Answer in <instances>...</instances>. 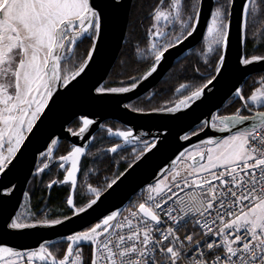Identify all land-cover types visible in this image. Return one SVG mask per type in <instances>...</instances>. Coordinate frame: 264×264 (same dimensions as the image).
<instances>
[{"label":"snow or ice","instance_id":"obj_1","mask_svg":"<svg viewBox=\"0 0 264 264\" xmlns=\"http://www.w3.org/2000/svg\"><path fill=\"white\" fill-rule=\"evenodd\" d=\"M205 0H156L152 6L151 24L146 31L149 42L146 51L151 63L142 75L129 77L119 87H96V93H128L157 71L169 50L185 42L196 32ZM235 0H211L208 22L203 33L205 62L215 57L211 84L226 65L231 31V16ZM117 0H0V174L10 172L23 155V148L40 131V124L61 96L85 72L98 43L104 38L107 23L119 8ZM264 18V0H242L241 25L247 33L249 18ZM255 35V33L253 34ZM85 39L89 41L84 59L74 61L75 48ZM264 61V55L241 56L242 65ZM199 72V69H196ZM207 84L196 86L175 101L166 100L155 108L126 105L137 113H179L198 100ZM188 84H180L186 90ZM246 108L249 101L264 107V81L251 94L244 96L242 88L235 89ZM177 118L175 116L171 117ZM83 134L93 123L87 116L80 118ZM241 121H251L242 128H234ZM39 122V123H38ZM207 124V122H205ZM107 127V126H105ZM211 127L233 129L220 138L209 136L197 145H189L171 162L170 170L162 169L161 178L146 185L142 199L125 209L98 214L81 230L72 231L63 240L66 249L62 256L48 245L38 242L34 247H16L4 241V235H19L25 230L57 226L88 215L104 193L121 180L123 173L114 176L103 187L87 185L75 199L78 172L85 147L72 145L66 154L55 157L70 162L62 180H51L47 187L68 183L70 194L65 198L68 214L49 218L47 204L38 209L20 212L0 202V264H85L82 246L90 247L87 264H264V111L252 116L240 114L213 118ZM121 137V144L134 142L143 151L132 161L140 160L155 144L141 141L134 129L108 128ZM188 139L186 134L182 137ZM52 145L57 141L52 140ZM121 144H112L108 151L115 153ZM137 152L136 148L132 149ZM53 157V147L39 153ZM48 167H37L41 173ZM131 167V165H129ZM91 171V170H89ZM127 171V169H126ZM167 173L163 175V173ZM87 173H85L86 175ZM12 187L0 191L11 193ZM29 194L26 192L25 196ZM189 221L199 232L186 228Z\"/></svg>","mask_w":264,"mask_h":264},{"label":"water","instance_id":"obj_2","mask_svg":"<svg viewBox=\"0 0 264 264\" xmlns=\"http://www.w3.org/2000/svg\"><path fill=\"white\" fill-rule=\"evenodd\" d=\"M132 2L133 0H117L120 7L110 17L104 38L98 43L97 51L93 53V59L89 62L85 72L72 82L67 93L64 88L57 90L61 96L54 106V112L44 119L43 124H40L38 134L31 137L30 142H26L27 147L22 149L23 155L15 162L16 166L10 172L6 170V174H0V189L14 186L11 193L0 191V202H6L9 207H15L16 211H20L29 183L36 174V168L40 166L41 161L47 158L48 167L45 169H49L53 163L59 161L41 157L39 153L45 151L48 146H52L54 157L61 141L67 140L71 145L85 147L86 151L81 157L82 161L94 140L95 133L100 129L111 128L105 127L106 120L119 122L125 127L120 130L133 128L134 136L141 141L152 142L155 148L145 152L140 160L131 163V167L128 166L127 171L125 169L122 172L123 176L117 185H113L108 192L103 194L101 200L93 210L88 212L87 216L80 214V218L72 217L61 225L28 229L19 235H4L2 239L12 246L30 248L42 241H47L48 245H51L63 241V237L72 231L86 227L88 222H94L98 214H107L108 211L116 209L122 210L130 196L146 187L147 184L161 178L162 169L170 170L171 162L189 145H197L200 141L207 140L209 136L220 138L230 135L233 129L211 127L213 118L219 116L221 109L229 100H240L235 91L237 87L243 90L246 81L253 74L264 72V61L254 62L247 66L239 62L241 56H246V35L241 25L242 0H235L231 16L226 70H223L211 84L206 83L205 92L198 100L194 101L189 108L181 109L179 113H137L126 107L132 100L148 93L181 57L203 41L211 5V0H205L196 32L185 42L169 50L155 73L142 80L136 89L128 93H96L94 89L102 87L123 47ZM239 109L240 114L245 110L247 113L245 116H252L256 111H264V109H253L249 106ZM83 116H87L93 123L89 125L86 132L81 134L79 130L73 131L70 125L76 118L80 119ZM173 116L177 118H171ZM250 123L251 121H241L236 123L234 128H242ZM186 134L188 139L184 140L182 137ZM108 136L116 138L119 140L118 144H121V137L109 132ZM52 140L57 141L56 145H52ZM135 145L137 144L134 142L124 143L117 151ZM59 162H62L65 167H70V162ZM166 174V172L163 173V175ZM77 175L79 178L80 172Z\"/></svg>","mask_w":264,"mask_h":264},{"label":"trees","instance_id":"obj_3","mask_svg":"<svg viewBox=\"0 0 264 264\" xmlns=\"http://www.w3.org/2000/svg\"><path fill=\"white\" fill-rule=\"evenodd\" d=\"M156 0H133L126 37L123 47L110 70L103 87H119L126 82L129 77H139L151 63V56L146 51L138 52L139 49H146L149 38L146 31L151 24L150 12ZM255 33V35H253ZM89 41L84 40L75 51V59L72 62L82 61L84 59ZM204 51V41L189 51L165 74V76L155 85L148 93L132 100L129 104L134 107L155 108L164 106L166 100L175 101L182 95H187L189 91L196 86L206 84L207 80L215 73V57H210L205 62L201 53ZM245 54L264 55V18H249ZM199 69V72L196 69ZM264 81V72L253 74L245 83L242 93L244 96L251 94L255 87H259ZM188 84L190 87L183 92H178L180 84ZM239 107L238 100H229L221 109L219 114L228 115L236 112ZM263 109V108H261ZM108 125L115 127L117 122L109 121ZM79 120L73 121L71 128L77 129ZM115 139L108 137L107 131L101 129L95 135L94 141L90 146L87 154L81 161V171L78 179V185L75 192V199L79 204L82 201L81 194L90 196L87 192V185L93 187H103L116 175L122 173L134 160L139 152L143 151L140 146H133L116 151H108L106 148L112 146ZM136 148L137 152L133 153L132 149ZM70 149V143L67 140L61 141L57 148V155L65 154ZM91 170V171H89ZM85 173H87L85 175ZM54 178L62 180L63 172L56 166L41 173L35 174L28 186V196L22 204L20 212L31 210L37 213L41 205L47 204L50 214L49 218H56L62 214H68L65 204V198L70 194L69 184H55L48 188V182ZM58 257L62 256L66 249V241H60L49 245ZM82 258L87 264L90 257V247L82 246Z\"/></svg>","mask_w":264,"mask_h":264},{"label":"flooded vegetation","instance_id":"obj_4","mask_svg":"<svg viewBox=\"0 0 264 264\" xmlns=\"http://www.w3.org/2000/svg\"><path fill=\"white\" fill-rule=\"evenodd\" d=\"M85 40H87V39H85ZM81 43H79L78 45H77V47L80 45ZM77 47L75 48V51H76V49H77ZM241 114H243V115H245V114H247L245 111H242L241 112ZM223 114H219V116H222ZM75 120H79V127L77 128V129H73V128H71V125H70V128L73 130V131H78L79 130V128L82 126V122L80 121V119L79 118H76ZM74 120V121H75ZM109 121H114V120H106L105 122H104V125L105 126H108V127H111L112 129H117V128H119V129H124L125 127L123 126V125H121L119 122H117V121H115V122H117L118 124H117V126H115V127H112V126H110V125H108L107 124V122H109ZM73 123V122H72ZM71 123V124H72ZM101 130V129H100ZM100 130H98V131H100ZM104 130H106L107 131V135H108V130L107 129H104ZM97 131V132H98ZM97 132L95 133V135L97 134ZM95 135H94V138H95ZM109 137V136H108ZM110 138H112V137H110ZM112 139H115V144H118L119 143V140H117L116 138H112ZM94 141V140H93ZM93 143V142H92ZM92 145V144H91ZM72 145L70 144V147H71ZM109 147H111V146H109ZM108 147V148H109ZM107 149V148H106ZM70 150V149H69ZM68 150V151H69ZM67 153V152H66ZM65 153V154H66ZM62 155H64V154H62ZM59 156H61V155H57V153H55V155H54V158H53V160L52 161H54L55 160V157H59ZM46 160H47V158H45ZM62 162H56V163H53L52 164V166L49 168V170L51 169V168H53L54 166H56V167H58L62 172H63V176H64V173H65V169L64 168H61L59 165L61 164ZM68 166H66L65 168H67ZM63 179V178H62ZM52 180H58L57 178H54V179H52ZM51 181V180H50ZM49 183V182H48ZM68 184V183H67Z\"/></svg>","mask_w":264,"mask_h":264},{"label":"built area","instance_id":"obj_5","mask_svg":"<svg viewBox=\"0 0 264 264\" xmlns=\"http://www.w3.org/2000/svg\"><path fill=\"white\" fill-rule=\"evenodd\" d=\"M144 189H146V187L141 188L134 195L130 196L129 199L127 200L125 206L123 207V209L121 211L124 212V210L129 208L135 201H137L138 199H142L143 198L142 197V190H144ZM124 214L126 215L127 213L124 212ZM186 230H192L195 232H199L200 228L197 226H194V224L191 221H189L186 228L182 227L180 229L181 234H183Z\"/></svg>","mask_w":264,"mask_h":264},{"label":"rangeland","instance_id":"obj_6","mask_svg":"<svg viewBox=\"0 0 264 264\" xmlns=\"http://www.w3.org/2000/svg\"><path fill=\"white\" fill-rule=\"evenodd\" d=\"M72 62H73V61H68V62H67L68 65H69L70 67H71V66H75V65L72 64ZM102 87H103V86H102ZM178 89H179V88H178ZM177 91H178V90H177ZM183 91H185V90H179L178 92H183ZM238 101H239V107H238L237 109H239V108L241 107V101H240V100H238ZM248 106H249L250 108H253V109H261V108L264 109V107H257V106H255L254 103L251 102V101H249ZM236 111H237V110H236ZM243 111H245V110H243ZM137 146H139V145H137ZM45 162H46V159L44 158V159L41 161L39 167H42L43 164H44ZM44 170L48 171L49 169H44ZM36 174H38V173H36ZM78 179H79V178H78ZM29 184H30V183H29Z\"/></svg>","mask_w":264,"mask_h":264}]
</instances>
